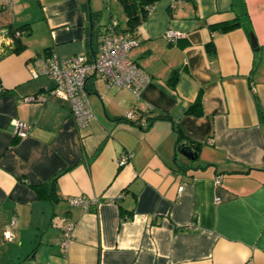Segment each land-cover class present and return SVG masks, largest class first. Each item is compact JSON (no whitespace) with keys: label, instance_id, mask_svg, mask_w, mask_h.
<instances>
[{"label":"crops","instance_id":"1","mask_svg":"<svg viewBox=\"0 0 264 264\" xmlns=\"http://www.w3.org/2000/svg\"><path fill=\"white\" fill-rule=\"evenodd\" d=\"M102 2L0 0V38L26 25L24 48L0 58V264H264V0H157L129 51L150 81L136 97L90 75L92 116L78 127L53 80L32 72L46 49L93 57L112 14ZM199 90L202 114H189ZM13 120L30 124L25 137Z\"/></svg>","mask_w":264,"mask_h":264},{"label":"built area","instance_id":"2","mask_svg":"<svg viewBox=\"0 0 264 264\" xmlns=\"http://www.w3.org/2000/svg\"><path fill=\"white\" fill-rule=\"evenodd\" d=\"M154 5L148 7L149 13ZM7 32V30L5 31ZM5 36L0 38V55L5 52V48L11 46L15 36H19L20 31L16 30L12 34L9 30ZM181 32L167 30L165 37L173 41ZM138 43L129 33L118 30L117 17L110 16L108 24L100 36V41L96 46L93 57L84 54L60 58L52 50L40 56L39 72L33 70L34 77L39 74L51 78L54 86L48 91L68 102L71 114L78 127H84L92 116V111L88 102V92L86 88L87 79L93 75L104 82L107 88L118 87L131 91L134 96L139 97L150 81V75L146 73L129 56L130 49ZM46 94L37 93L25 96V100L42 102ZM127 119L134 118V111L125 113ZM140 124L146 125L143 119ZM13 132L18 137H25L30 129V124L20 120H13ZM129 154L124 153L118 159L119 164L128 160ZM219 176L215 182L219 183ZM181 186L179 190H181ZM219 198H216L218 200ZM71 204L81 205L89 209L90 205L96 201L85 196H72L68 198ZM16 217H12L6 224L3 231L4 240H11L15 235ZM73 223L67 221L63 226L62 246L65 247L71 239Z\"/></svg>","mask_w":264,"mask_h":264},{"label":"trees","instance_id":"3","mask_svg":"<svg viewBox=\"0 0 264 264\" xmlns=\"http://www.w3.org/2000/svg\"><path fill=\"white\" fill-rule=\"evenodd\" d=\"M156 1L157 0H118L119 4L121 5V7L123 9L124 16H125L124 26H119V21H118V30L125 32V33H129L134 38H137L136 29H137L138 25H140V23H142L143 21H145L147 19V17L149 16L148 7L150 5H155ZM237 25H238L237 21H231V22H225V23L212 25V26H210V29L213 31H218V32L223 33V32H227V31L235 28ZM25 26L26 25H22V26L16 27V28L9 27L8 30L12 34H14V32L16 30H19L20 34H19V36L14 37V41H13V44L11 46H8L7 48H5L4 54H6V53H19L24 48V43L22 41V37L26 33V27ZM103 31L97 33V35H96V39H95L96 46L100 41V36L103 33ZM90 41H92V40H90ZM91 44H92V42H91ZM205 49L210 54H214V52H215L214 45L211 41L206 43ZM49 51H51V50L46 49L45 53H47ZM1 56H2V54L0 55V58H1ZM4 92H6V91H3L2 88H0V93H4ZM187 112L189 114H193V115H201L202 114L201 90L198 91L197 96L194 99V101L188 105ZM183 138H184V135L180 131H178L177 147L181 144L179 142L182 141ZM183 143L186 144V142H183ZM193 145L196 148L198 146L197 142H195V143L193 142Z\"/></svg>","mask_w":264,"mask_h":264},{"label":"rangeland","instance_id":"4","mask_svg":"<svg viewBox=\"0 0 264 264\" xmlns=\"http://www.w3.org/2000/svg\"><path fill=\"white\" fill-rule=\"evenodd\" d=\"M108 3H109V7H110L111 13H112L111 16L117 17L119 24L123 25L125 16H124V12H123L121 5L118 3V0H103V2H102V13H103V15L107 16V14H108ZM100 84H101V81H100Z\"/></svg>","mask_w":264,"mask_h":264},{"label":"water","instance_id":"5","mask_svg":"<svg viewBox=\"0 0 264 264\" xmlns=\"http://www.w3.org/2000/svg\"><path fill=\"white\" fill-rule=\"evenodd\" d=\"M251 44L253 46H256V41L254 40L253 37H251ZM178 151L180 154H182L183 156H185L190 160L195 159L197 155L196 151H194L190 145H186L185 143H181L178 146Z\"/></svg>","mask_w":264,"mask_h":264}]
</instances>
